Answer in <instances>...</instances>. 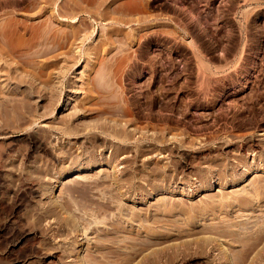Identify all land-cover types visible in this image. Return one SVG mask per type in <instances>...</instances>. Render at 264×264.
Returning <instances> with one entry per match:
<instances>
[{"label": "rangeland", "instance_id": "374dc122", "mask_svg": "<svg viewBox=\"0 0 264 264\" xmlns=\"http://www.w3.org/2000/svg\"><path fill=\"white\" fill-rule=\"evenodd\" d=\"M0 28L28 103L0 264H264V0H0Z\"/></svg>", "mask_w": 264, "mask_h": 264}, {"label": "bare ground", "instance_id": "6f19581e", "mask_svg": "<svg viewBox=\"0 0 264 264\" xmlns=\"http://www.w3.org/2000/svg\"><path fill=\"white\" fill-rule=\"evenodd\" d=\"M22 25H23V24H22ZM24 26H25V25H24ZM24 26H23V27H24ZM73 27H75V26H73ZM0 29H2V28H0ZM74 30H75V29H74ZM74 30L72 31L73 35L69 32V33H70L69 36L72 35V37H73V36L79 35V34L77 33L78 31L76 32V31H74ZM7 32H8V31H7ZM1 33H2V32H1ZM1 33H0V34H1ZM65 33H66V32H65ZM135 33H136V32H135ZM20 34H21V32H20ZM4 35H5V34H4ZM6 35H7V34H6ZM128 36H129V34H128ZM133 36H134V35H133ZM6 37H7V36H6ZM10 37H11V36H10ZM83 37H84V36H83ZM134 37H135V36H134ZM76 38H77V37H76ZM19 39H20V38H19ZM1 40H2V39H1ZM10 41H11V40H10ZM2 42H3V41H2ZM2 44H3V43H2ZM7 45H10V44H7ZM5 46H6V45H5ZM3 49H5V48H4V47H3V48L0 47V57H1V55H3V56L1 57L2 60H0V61H2V62H0V70L3 69L5 72L2 70L3 72L1 71L2 73H0V74H3L4 76H6L5 79L7 78L8 80H9V79L11 80V78H12V79L15 80V78H16L15 76H16V75H14V77H15V78H14L13 75H12V71H13V70L11 71V69H9V64H8L9 61H7V59H9V58L6 59V57L4 56V54H3V52H2ZM9 49H10V48H9ZM7 50H8V48H7ZM10 50H11V49H10ZM12 50H13V49H12ZM12 50H11V51H12ZM15 51H16V50H15ZM14 53H15V52H14ZM7 55H8V54H7ZM9 55H10V54H9ZM12 55H13V54H12ZM3 57H5V58H4L5 60H3ZM7 57H9V56H7ZM26 59H27V58H26ZM28 61H29V60H28ZM30 62H31V61H30ZM10 63L12 64V62H10ZM22 63H25V62H22ZM18 65H19V64H18ZM24 65H25V64H24ZM27 65H28V64H27ZM30 66H32V65H30ZM11 67H12V65H11ZM32 68H33V67H32ZM14 69H15V67H14ZM18 69H19V67H18ZM30 71H31V70H30ZM14 73H15V72H14ZM24 76H25V75H24ZM30 76H31V75H30ZM33 76H34V75H33ZM17 77H18V76H17ZM26 77H27V76H26ZM21 79H22V77H21ZM17 80H19V79H17ZM27 80H29V79H27ZM34 80H35V79H34ZM8 84H9V83H8ZM8 86H9V85H8ZM3 87H4V86H3ZM6 92H7V91H6ZM3 94H4V93H3ZM7 95H8V94H7ZM6 97H7V96H6ZM69 98H70V96H69ZM1 99H2V98H1ZM14 99H16V98H14ZM71 99H72V98H71ZM14 101H15V100H14ZM22 101H23V100H22ZM12 102H13V101H12ZM23 102H24V103H20V106H17V105H14L13 103H9V100H2V102H0V103H1V105H0V106H1V107H0L1 112H0V113H1V114H5V115L8 114V113H12V115L14 114L15 117H16V116H18V113L20 112L18 109H19L20 107H22V110H21V112H22V111H23V108H26V104H28L26 101H23ZM7 107H9L10 109H7ZM27 108H29V107H27ZM27 110H29V109H27ZM23 112H24V111H23ZM23 112H22V113H23ZM25 112H26V111H25ZM25 112H24V113H25ZM27 112H28V111H27ZM27 112H26V113H27ZM26 113H25V114H26ZM16 114H17V115H16ZM12 115H11V116H12ZM14 115H13V116H14ZM20 115H22V114L20 113ZM7 116H8V115H7ZM13 116H12V117H13ZM15 117H13V118H15ZM20 117H21V116H20ZM23 117H24V115H23ZM15 119H16V120H18V119L20 120L19 116H18V119H17V117H16ZM21 120H22V117H21ZM68 128H69V127H68ZM68 128H67V129H68ZM114 128H115V127H114ZM114 128H113V129H114ZM113 129H112V130H113ZM117 129H118V128H117ZM70 130H71V129H70ZM115 130H116V129H114L113 132H115ZM123 132H125V131H122V130H119V129H118L115 133H116V136H117V137H119L120 135H121V137H122V136H127V137L129 136V133H128V132H125V133H123ZM115 133H114V135H115ZM122 138H123V137H122ZM30 143L32 144V147H33L34 149H35V148H38V147L41 146L40 144H36L35 141H33V140H30ZM92 161H93V160H92ZM89 163H90V162H89ZM87 165H88V164H87ZM85 167H88V166H85ZM82 168L84 169V166H83V167H82V166H79L77 170L82 169ZM248 194H249V192H248ZM249 197H250V196H249ZM246 198H247V197H246ZM228 200H230V199H228ZM236 200H237V199H236ZM253 200H254V199H253ZM248 201H249V199H248ZM226 202H227V201H226ZM230 202H231V200H230ZM221 203H222V201H221ZM257 203H258V202H257ZM260 203H261V202H260ZM249 204H250V203H249ZM256 205H257V204H256ZM256 205H255V206H256ZM239 206H240V205H239ZM242 206H244V205H242ZM251 207H252V206H251ZM204 208H206V207H204ZM218 208H219V207H218ZM198 209H200V208H198ZM201 209H202V208H201ZM219 209H220V208H219ZM198 211H199V210H198ZM203 211H204V210H203ZM195 212H196V211H195ZM201 212H202V210H201ZM204 212H205V211H204ZM193 214H194V213H193ZM190 216H191V215H190ZM190 216H189V217H190ZM189 220H190V219H189ZM215 229H216V228H215ZM221 231H222V230H221ZM223 255L225 256V255H226V252H225V254H223ZM224 256H223V257H224ZM227 261H228V264H233V260H232L229 256L227 257ZM78 264H79V262H78Z\"/></svg>", "mask_w": 264, "mask_h": 264}]
</instances>
